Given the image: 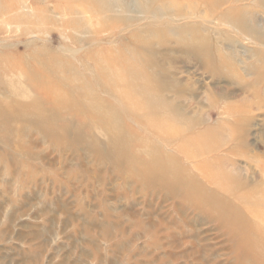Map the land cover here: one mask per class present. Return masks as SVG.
I'll return each instance as SVG.
<instances>
[{
	"label": "rangeland",
	"instance_id": "rangeland-1",
	"mask_svg": "<svg viewBox=\"0 0 264 264\" xmlns=\"http://www.w3.org/2000/svg\"><path fill=\"white\" fill-rule=\"evenodd\" d=\"M255 203L264 0H0V264H264Z\"/></svg>",
	"mask_w": 264,
	"mask_h": 264
},
{
	"label": "bare ground",
	"instance_id": "bare-ground-1",
	"mask_svg": "<svg viewBox=\"0 0 264 264\" xmlns=\"http://www.w3.org/2000/svg\"><path fill=\"white\" fill-rule=\"evenodd\" d=\"M131 74V73H130ZM126 77L127 78H131L130 77V75L128 76V73L126 74ZM140 87V86H139ZM141 90V89H140ZM139 91V88H138V86H133V87H131V90H130V86L129 87H127V91H126V93H128L130 96L132 95V94H134V93H137ZM111 92H113V90H111ZM125 94V93H124ZM148 97V96H147ZM51 99V101H55V98H53V97H50ZM147 100V99H146ZM147 102H148V100H147ZM145 103L144 101L142 102L143 104H142V106H141V102L137 105L138 106V108L139 107H141L143 110H147L146 112L148 113V115L150 116V115H152L153 113V111H154V107H149V105H148V103ZM136 106V107H137ZM135 107V108H136ZM135 108H133V109H135ZM150 110V111H149ZM38 116L43 120V121H45L46 123L48 122V124L52 127L53 126V123H52V121H54L55 122V120H56V116H54V115H51V116H49V117H46L45 115H43V114H41V113H39L38 114ZM151 117H153V115L151 116ZM152 121H154L153 123H152V125L154 126V129L155 130H157V129H159L160 131H161V128H163L164 126H165V124H161L158 120H155L154 118H152L151 119ZM161 121H163V120H161ZM165 121H167V122H173V124L174 123H177V120H175L173 117H169L167 120H165ZM155 124L156 125H158V127L157 128H155ZM164 125V126H163ZM174 126H172V127H169V125H168V129L167 130H165V131H162V132H165L166 134L165 135H167V137L169 136L170 138H169V141L170 140H172L174 137H176V136H178L179 134L178 133H180L181 134V132L180 131H176V130H174ZM153 129V128H152ZM184 133V132H183ZM211 133H213L212 131H208V133H207V135H211ZM117 136V140H116V151L118 152V153H116V155H118V156H120V157H122V156H124L125 155V153H127V149H128V147H127V145H126V143H124L126 140L124 139V138H122V137H120V136H118V135H116ZM206 136V135H205ZM119 137V138H118ZM196 138V137H195ZM192 140V138L189 140V142ZM195 140V139H194ZM197 140H198V138H197ZM185 141H186V138L184 139V143H185ZM118 142H122V145L120 144V143H118ZM182 150H181V153L183 154V156L184 157H186L187 159L188 158H194V157H197L196 156V154H194V153H189L188 151H187V145L185 144V145H182ZM214 147H212V146H208L207 145V147H206V151L208 152V153H210L211 151L213 152V149ZM163 159L162 158H158V160H152V161H150V162H148L147 163V166H146V170H148L149 169V171L150 172H159V173H161V174H164V175H166V178H167V180H168V184L169 185H172V186H182V187H187L188 188V191L190 192V193H194V192H196V193H198L199 194V196H200V200L203 202V203H205V204H209V205H213V204H216V205H219V206H222V205H224L226 202H225V200L223 199V198H218L217 197V195H213V196H208V195H210L209 193L208 194H206L204 191V189H203V187H201L198 183H196V182H193L192 181V177L191 176H187V175H185V174H179L180 172H182V171H179L178 170V167H176V166H172L173 164H172V162H170V161H162ZM225 176H228V175H225ZM228 177H230V176H228ZM206 180L210 183V184H212V185H219L220 184V180L217 178V177H215V176H212V175H206ZM186 185V186H185ZM219 190L217 189V192H218ZM252 195V193H248V194H245L244 196H242V197H240L239 198V201H242V200H244V199H246V198H248V197H250ZM217 197V198H216ZM264 206V204H260V203H255L254 205H253V207L254 208H258V207H263ZM263 219H264V217H263Z\"/></svg>",
	"mask_w": 264,
	"mask_h": 264
}]
</instances>
